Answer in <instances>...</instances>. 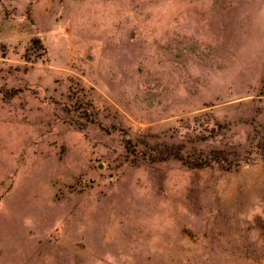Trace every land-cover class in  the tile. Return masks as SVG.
<instances>
[{
	"label": "rangeland",
	"instance_id": "1",
	"mask_svg": "<svg viewBox=\"0 0 264 264\" xmlns=\"http://www.w3.org/2000/svg\"><path fill=\"white\" fill-rule=\"evenodd\" d=\"M0 264H264V0H0Z\"/></svg>",
	"mask_w": 264,
	"mask_h": 264
}]
</instances>
